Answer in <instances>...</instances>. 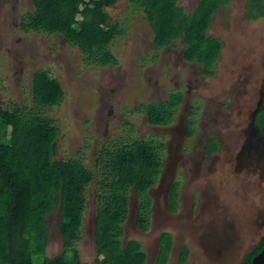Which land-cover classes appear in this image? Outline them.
I'll return each instance as SVG.
<instances>
[{
    "label": "rangeland",
    "instance_id": "obj_1",
    "mask_svg": "<svg viewBox=\"0 0 264 264\" xmlns=\"http://www.w3.org/2000/svg\"><path fill=\"white\" fill-rule=\"evenodd\" d=\"M196 1L178 0L177 5L190 13ZM246 2L230 0L227 6L214 15L208 32L219 37L223 47L215 67L216 75L211 78L204 76L199 66L183 61L185 45L181 38L163 49H157L144 13L129 0H117L106 9L110 23L125 31L107 46L106 50L115 59L114 63L107 64L99 61L102 53H97L95 58L87 61L76 46L65 43L57 33L22 30V18L34 10L32 0H0V106L9 111L20 110L21 113L53 119L59 130L54 154V159L58 161L75 159L93 169L101 145H112L119 138L130 136L155 145L162 144V158H165L163 169L167 175V170L170 173L175 170L172 168L182 146L193 152L192 156L201 155L206 139L204 135L212 132L224 144L223 161L220 162L223 168L229 148L226 134L236 129V123L242 121V117H247L255 110L264 76V19H243ZM262 9L259 6L255 10L259 12ZM41 70L50 78L57 79L62 88L63 97L58 105L44 106L33 100V75ZM176 92H179L183 101L175 107L172 124L167 127L149 125L146 115L138 109L140 104L167 102L170 95ZM190 108L196 109V115L190 117L196 125L194 135L187 138L185 128ZM179 168L183 181H186V172L183 167ZM250 169L246 167L244 171L247 177L252 178L253 174L248 172ZM256 177L259 178L258 175ZM259 179L264 182L263 177ZM230 184L218 188L215 194L219 198V201L216 199L217 208L222 207L224 197L232 192L228 189ZM95 187L94 180L86 190L81 238L75 246L84 263H93L96 258L93 242ZM185 187L184 183V193ZM248 189L253 193L257 190L252 186H248ZM195 192L198 195L197 188ZM154 193L157 192L152 191L153 197H156ZM253 193L239 206L241 211L248 213L246 220L240 212L242 216L239 214L238 217L220 219L218 224L231 229V233L235 226L241 227L243 223L253 226L251 220L256 211L255 206L264 201L261 194ZM232 195L237 194L234 192ZM239 195L225 199H234L233 204L243 203ZM129 196V216L122 226V242L139 241L147 253V264H153L155 260L157 238L162 232L170 233L175 245L169 264H176L179 248L183 245L190 252L188 264H222L219 257L208 253L206 245L211 237L204 235L200 228L209 222L213 224V221L204 216L207 221H199L196 217L197 207L188 216L183 208V195L178 198V208L173 214L161 197L156 201V209L146 233L135 228L138 201L134 192ZM167 216L174 220H164ZM261 219L264 221V217ZM261 219L259 226L264 225ZM46 223L49 241L45 256L53 258L63 252V242L58 233L57 208L46 216ZM248 235L242 252L238 249L240 256L258 237L253 227ZM232 237L243 239L241 234ZM235 242L238 248L237 239Z\"/></svg>",
    "mask_w": 264,
    "mask_h": 264
},
{
    "label": "trees",
    "instance_id": "obj_2",
    "mask_svg": "<svg viewBox=\"0 0 264 264\" xmlns=\"http://www.w3.org/2000/svg\"><path fill=\"white\" fill-rule=\"evenodd\" d=\"M141 9L150 25L153 42L160 49L182 38L183 59L201 65L203 73L212 75L221 43L209 37L212 15L228 0H201L193 15L177 6L178 0H129ZM117 0H32L33 12L22 18L25 32L57 33L63 41L76 46L87 61L100 55L102 64L114 63L107 46L124 30L110 23L107 8ZM246 19H264V0H247ZM262 10H255L257 7ZM259 14V15H258ZM35 103L55 106L63 97L55 78L41 70L33 75ZM182 101L178 93L167 102L140 104L151 125L172 122L175 107ZM255 127L264 133V95L254 118ZM58 128L53 119L0 106V264H147V253L136 240L122 242L123 224L129 215V195L134 192L137 209L135 228L146 233L151 222V198L161 173L162 144L121 137L114 144L101 145L93 169L75 159L55 160ZM96 181V205L93 263L80 260L75 249L81 238L86 190ZM177 188L169 197L171 211L177 208ZM59 211V235L63 252L53 258L45 256L48 245L46 216ZM153 264H169L172 236L162 232ZM264 248V237L239 264H250ZM189 251L183 246L176 264H188Z\"/></svg>",
    "mask_w": 264,
    "mask_h": 264
},
{
    "label": "flooded vegetation",
    "instance_id": "obj_3",
    "mask_svg": "<svg viewBox=\"0 0 264 264\" xmlns=\"http://www.w3.org/2000/svg\"><path fill=\"white\" fill-rule=\"evenodd\" d=\"M190 1L195 3L196 0H190ZM200 2L201 0L196 1V5L193 8V11L190 13H186L183 8L179 7L178 5L177 6L181 8L186 15H193L196 9L198 8ZM229 2L230 0H228L226 4H222L219 7V9L212 15L211 21L208 26V30L212 25L214 15L223 6H227ZM245 5H244L243 19L247 21H257L258 19L257 20L246 19ZM260 19H263V18H260ZM208 30H207L208 36L217 39L221 43V50H220L219 56L217 58L215 65L212 67L214 73L212 75H206L203 73V68L201 65H198L196 63L194 64L201 68V72L204 76L212 78L216 75L215 67H216V64L218 63V60H219V57L222 51L223 43L219 37L209 35ZM164 47H162L161 49H163ZM182 58H183V55H182ZM183 61L186 62L184 59ZM186 63H193V62H186ZM261 91H263L264 93V76H263ZM176 93H179V92H176ZM182 101H183V98H182ZM253 111L254 110H252L251 113ZM194 115H196V109L190 108L188 115H187L188 118H187V123H186V128H185V135L187 138H190L191 136H193L195 132L194 126L196 125V123L194 120L190 119V117H193ZM250 115H248L247 117H242L243 118L242 121H240L239 123H236V129L228 131V133L226 134L227 136L226 140H227L229 148L226 150L227 154L224 160L225 165L223 166V168L220 165V162L223 161L221 157L222 150L224 149L223 141L222 140L219 141L217 137L213 135L212 132H207L204 135V138L206 139L204 141L205 143H204L201 155L192 156L191 154L193 152H191L188 148L186 149L184 146H182V148L178 152V157L175 156L176 159H178L177 162H175L174 167L172 168L175 170L171 171V173L167 170V175L166 173L164 174L163 166H164L165 158L163 157L161 173L157 180V183L154 187L148 190L149 197L151 198V216H152V213L155 212V209H156L155 204H156V201L160 199V197L164 205H166L167 209L171 211L170 204H169V197H170L172 189L176 187L177 188V197H176L177 208H178V198L179 197L181 198L183 195V200H182L183 208L186 210V213L188 214V216H191L192 212H194L195 207H197L198 214L196 217L199 221L206 220L204 219V217L210 219V221H213L211 222L213 224H209L210 222L208 221L209 223H207V225L204 224V227L200 226V228H202L203 232L205 233L204 235H207L208 238L211 237V239L209 240L210 242L207 243L206 245L208 253L219 257L221 259L222 264H239L242 258L249 251H251L259 243V241L262 240L264 237V225L259 226L258 224L259 220L264 217V201H262L264 197V182L263 180L261 181V179H259L261 177L264 178V175L259 176V178L256 176H252V178L247 177V173H245L244 168L237 167L238 157L239 158L243 157L242 148L246 140L247 125H248L247 119H249ZM170 124L172 123H169L166 125H151V124L149 125L154 126V127H167ZM256 129L258 130V135L256 139L262 138V141H257L256 145L259 149H264V133H261L258 128ZM179 166L181 168L183 167L182 169H184V171L186 172L185 173L186 181L185 180L183 181L180 175V172L178 171V169H180ZM183 178H184V175H183ZM222 181L223 183H221ZM229 182L231 184L228 186V189L229 191H232V192L229 193L230 196L228 194L225 197L230 198L232 196L236 198L238 197V194H240L239 197L242 198V200L244 201L243 203L239 202L240 204H233L232 202L234 199L231 201V199L227 200L224 197L223 199L224 204L222 203V207L218 205V207H221V208H217L216 206L219 201V198H217L215 194L218 193L219 191L218 188L220 186L222 187L223 185H227V183ZM184 183L186 185L185 193L182 191L184 189L183 188ZM231 185L233 186L231 187ZM248 186H252V188L256 187L257 192L254 191L253 193L251 190H249L250 188L248 189ZM196 188L198 189V195L195 192ZM152 191L157 192V193H154L156 197H153ZM180 191H182L183 194L180 195ZM234 192L237 195H232V193ZM252 193L255 195H258L259 193V195L261 194L260 197H262L261 199L262 202L260 203V205L255 206L256 211L254 212V215L251 220V222L254 223L253 226H251L252 225L251 223L250 225H248L247 223L246 224L243 223L241 227L235 226L234 232H233L234 234H233L231 233L232 232L231 229L228 230L227 227H225L224 225L218 224L220 219L234 218V216L236 215H237L236 217H238L240 212H242L243 218L244 220H246L245 216L248 213L247 212L244 213L243 211H241L242 209H240L239 206L244 204L247 198L249 197L251 198ZM213 198L214 200H212ZM129 205H130V196H129ZM259 207H261V210L259 209ZM175 211H171V214H173L172 212H175ZM251 214L252 212L249 214V217L251 216ZM165 219L174 220L168 216L164 218V220ZM262 222L264 221L262 220ZM203 223H206V222H203ZM252 227H253V231L255 230L258 233L257 240L254 244H252L251 242L249 243L247 242V244L249 245L252 244V245L250 246L248 250L244 252L242 256H240L242 252L241 250L243 249L242 248L243 244H245V238L249 236L248 233L249 231L251 232ZM236 234L237 235L241 234L243 236L242 240L239 238H235L237 239L238 248L236 247L235 239L232 237L233 235L236 236ZM183 246L179 248V252ZM174 248H175V245L173 241L172 253L174 251ZM238 249L241 251L240 254L237 253ZM157 250H158V244H157ZM189 256H190V252L188 255L187 263L189 261Z\"/></svg>",
    "mask_w": 264,
    "mask_h": 264
},
{
    "label": "water",
    "instance_id": "obj_4",
    "mask_svg": "<svg viewBox=\"0 0 264 264\" xmlns=\"http://www.w3.org/2000/svg\"><path fill=\"white\" fill-rule=\"evenodd\" d=\"M263 95L264 93L263 91H261L259 95V100L256 104V108L250 115L246 140L242 148L243 157L241 158L238 157L237 160V167H241V168L251 167L250 171L248 170V172L253 174L252 176L264 175V149H259L256 145L257 141H262V138L256 139L258 135V130L256 129L254 124V117L257 114L259 107L262 104ZM250 264H264V248H262L259 253L253 256Z\"/></svg>",
    "mask_w": 264,
    "mask_h": 264
}]
</instances>
